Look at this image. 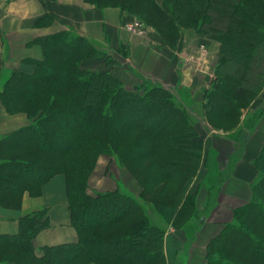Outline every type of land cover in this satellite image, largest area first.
<instances>
[{
  "label": "trees",
  "instance_id": "obj_1",
  "mask_svg": "<svg viewBox=\"0 0 264 264\" xmlns=\"http://www.w3.org/2000/svg\"><path fill=\"white\" fill-rule=\"evenodd\" d=\"M86 1L135 15L174 49L186 28L212 35L221 60L205 107L217 129H231L264 89V0ZM54 17L46 13L35 24ZM31 43L42 45L43 58L28 59L35 70H14L0 90L9 114L31 119L0 139V206L20 208L26 192L40 196L63 173L78 239L37 249L35 237L51 226L47 210H39L20 218L18 233H0V263L167 264V230L155 214L175 226L200 216L192 184L204 162V137L194 115L165 86L128 87L113 72L117 59L84 35L63 30ZM87 60L107 69L86 67ZM102 154L119 157L140 183L139 196L88 192ZM255 165L261 177L252 200L210 241L208 264H264V145Z\"/></svg>",
  "mask_w": 264,
  "mask_h": 264
},
{
  "label": "crops",
  "instance_id": "obj_2",
  "mask_svg": "<svg viewBox=\"0 0 264 264\" xmlns=\"http://www.w3.org/2000/svg\"><path fill=\"white\" fill-rule=\"evenodd\" d=\"M46 13L56 15V20L36 26V20ZM137 20L119 7L100 8L86 0L0 1V90L14 70H35L28 59H41L44 51L41 44L31 43L34 39L70 29L109 51L122 64L113 72L128 87L149 81L172 90L191 109L204 137V162L192 184L200 216L183 226L167 222L158 213L154 219L167 230V264H208L210 241L234 220L236 208L252 200V184L261 177L255 160L264 145V89L245 110L240 127L215 128L199 109L221 60L220 43L212 35L200 34L190 27L184 30L174 49L164 45L161 35L152 27L143 26L144 33L131 31L127 24ZM86 67L107 69L105 65ZM256 111H261L256 125L244 127L248 116ZM30 123L27 113L12 115L0 105V139ZM117 189L135 196L142 192L140 183L126 167L119 166L111 155L102 154L90 175L88 192L96 195ZM44 209L51 226L35 237L37 249L78 239L71 222L63 173L45 183L40 196L26 192L20 208L0 206V233H18L21 217Z\"/></svg>",
  "mask_w": 264,
  "mask_h": 264
},
{
  "label": "rangeland",
  "instance_id": "obj_3",
  "mask_svg": "<svg viewBox=\"0 0 264 264\" xmlns=\"http://www.w3.org/2000/svg\"><path fill=\"white\" fill-rule=\"evenodd\" d=\"M0 1H2V0H0ZM161 1V0H160ZM56 18H57V16L55 15V17H54V19L52 20V22H54V20H56ZM139 19V18H138ZM139 21H141L142 22V25L143 26H148V27H152V26H149L148 24H146V22L145 21H143V20H141V19H139ZM153 28V27H152ZM63 31V30H62ZM68 31H72V32H74V33H77L76 31H73L72 29H70V30H68ZM59 32V31H58ZM56 33V32H55ZM53 34V33H52ZM48 35H50V34H48ZM44 36H46V35H44ZM98 46V45H97ZM98 47H100L101 49H103V50H106L105 48H102L101 46H98ZM107 51V50H106ZM109 52V51H108ZM110 53V52H109ZM84 64H85V66H87V65H95L96 67H102L103 65H105L102 61H97V60H87V61H85L84 62ZM106 66V65H105ZM119 66H122V64L118 61V60H116V63L113 65V69L115 70V69H119ZM110 68V67H109ZM119 72V71H118ZM213 79V78H212ZM211 82H212V80H211ZM141 83H147V84H149V85H154V83H152V82H147V81H144V82H141ZM136 84H138V83H136ZM140 84V83H139ZM133 86V85H132ZM132 86H130V87H132ZM210 86H211V83H210ZM209 86V87H210ZM261 94V93H260ZM206 101V95H205V92H204V95H203V100H202V109H199V110H201V112L203 111V113H204V116L206 117V118H208L207 117V115H206V107H205V102ZM254 102V101H253ZM252 102V103H253ZM0 105H1V107H3L4 109H5V107H4V105L2 104V102L0 101ZM188 107V106H187ZM189 108V107H188ZM249 108V107H248ZM248 108H246L245 110H247ZM189 110L191 111V109L189 108ZM245 110L243 111V114H242V116H241V118L239 119V121L238 122H231L230 123V125H231V127L232 128H236V127H240L241 125H240V123H241V120H242V117H243V115H244V113H245ZM262 112H264V111H262ZM191 113H192V111H191ZM260 113H261V111H256V112H253V114H250L249 116H248V118H247V124L244 126V127H251L252 125H254L255 123H256V121L258 120V118H259V116H260ZM193 114V113H192ZM194 115V114H193ZM195 117V116H194ZM196 119V118H195ZM196 121H197V119H196ZM209 121V120H208ZM113 159H114V161L115 162H117L118 163V165L119 166H122V167H125L123 164H121V162H120V159H119V157L117 156V155H114L113 156ZM125 192V191H124ZM143 203L145 204V208L147 207L146 206V204L147 203H145L144 201H143ZM155 218V217H154Z\"/></svg>",
  "mask_w": 264,
  "mask_h": 264
},
{
  "label": "built area",
  "instance_id": "obj_4",
  "mask_svg": "<svg viewBox=\"0 0 264 264\" xmlns=\"http://www.w3.org/2000/svg\"><path fill=\"white\" fill-rule=\"evenodd\" d=\"M127 27L131 30V31H135L138 30L137 32L139 33H144V28L142 25V22L137 20L135 22H131L127 24Z\"/></svg>",
  "mask_w": 264,
  "mask_h": 264
},
{
  "label": "water",
  "instance_id": "obj_5",
  "mask_svg": "<svg viewBox=\"0 0 264 264\" xmlns=\"http://www.w3.org/2000/svg\"><path fill=\"white\" fill-rule=\"evenodd\" d=\"M203 220V219H202Z\"/></svg>",
  "mask_w": 264,
  "mask_h": 264
}]
</instances>
